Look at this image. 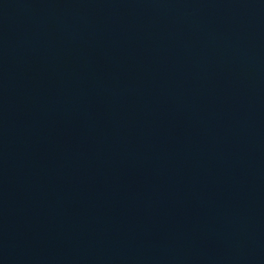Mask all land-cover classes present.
<instances>
[{
    "label": "water",
    "instance_id": "water-1",
    "mask_svg": "<svg viewBox=\"0 0 264 264\" xmlns=\"http://www.w3.org/2000/svg\"><path fill=\"white\" fill-rule=\"evenodd\" d=\"M0 264H264V0H0Z\"/></svg>",
    "mask_w": 264,
    "mask_h": 264
}]
</instances>
